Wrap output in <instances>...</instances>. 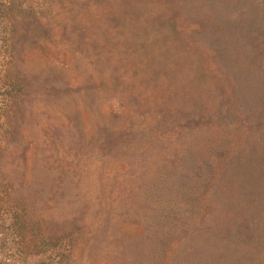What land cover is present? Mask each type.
Listing matches in <instances>:
<instances>
[{"label":"rangeland","instance_id":"374dc122","mask_svg":"<svg viewBox=\"0 0 264 264\" xmlns=\"http://www.w3.org/2000/svg\"><path fill=\"white\" fill-rule=\"evenodd\" d=\"M0 264H264V0H0Z\"/></svg>","mask_w":264,"mask_h":264}]
</instances>
